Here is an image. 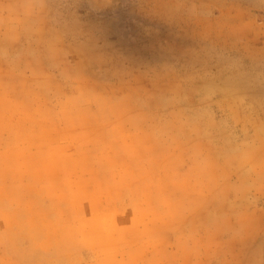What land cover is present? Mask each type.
I'll list each match as a JSON object with an SVG mask.
<instances>
[{
  "label": "rangeland",
  "instance_id": "obj_1",
  "mask_svg": "<svg viewBox=\"0 0 264 264\" xmlns=\"http://www.w3.org/2000/svg\"><path fill=\"white\" fill-rule=\"evenodd\" d=\"M14 178L0 264H264V0H0Z\"/></svg>",
  "mask_w": 264,
  "mask_h": 264
},
{
  "label": "crops",
  "instance_id": "obj_2",
  "mask_svg": "<svg viewBox=\"0 0 264 264\" xmlns=\"http://www.w3.org/2000/svg\"><path fill=\"white\" fill-rule=\"evenodd\" d=\"M62 148L66 149V145H62ZM119 150H120L119 146L115 147L113 150L108 151V152H105L100 149L99 150L94 149V157H96L97 159H101V160L110 159V160H107L106 162L107 171H108L109 170L108 168L110 166L113 167L114 164L118 163L116 162L117 158L115 157V154H117ZM100 163L101 162L97 163V165H94V166L91 165V167H93L95 170L98 168L99 171L96 173L98 175L101 172V168L100 166H98L100 165ZM130 163L132 162H129V164ZM134 163L135 165H131V164L129 165L127 161V165L124 168H122L123 170L117 171L115 173L113 172L110 173L108 171V173L116 177L122 176L123 178H124L123 175L130 173V176L136 175V178H139V179L133 180V181H127V182L123 181L124 183L133 184L134 186H140L142 185V183L145 184L146 180L140 178L141 177L140 175L142 173L140 166L145 164V161L139 158L137 160H134ZM119 164L123 165L121 161H119ZM102 166L104 167V164L103 165L101 164V167ZM67 179L68 178H63L59 182L65 181ZM70 179L73 183H78L76 182L77 177L76 179H73V178H70ZM23 181H24L23 179L17 181L16 178H14L12 181H10L9 184H7V183H4L0 179V232L9 233V234H14V233L18 234L20 232V230H18V227L22 228V226L19 225V222L22 216L28 215L29 216L28 220H30L31 218L33 219L35 217V210H34L35 208L30 204L29 201L35 200L36 192L34 188L20 186V183H22ZM16 183H17L18 189L21 190L20 194L17 192L18 189L15 190ZM20 197H23L24 200H21ZM44 197L45 198H41V202H40L42 210L46 211V215L48 217L51 216V213L54 216H59L61 213L59 212V210L58 211L56 210L54 203H52L51 201H48L47 196H44ZM148 197L149 196L147 195V196L142 197V199L146 200ZM52 208L54 212H52ZM91 209H93V207H91ZM50 226L47 229L48 231L52 232V227L54 225L52 224ZM180 231H184V230L180 228L178 229V232ZM90 264H94V262H91Z\"/></svg>",
  "mask_w": 264,
  "mask_h": 264
}]
</instances>
